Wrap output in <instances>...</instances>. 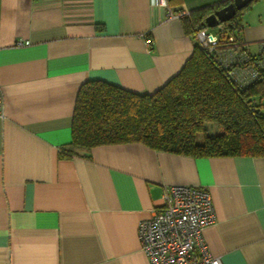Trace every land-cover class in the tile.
<instances>
[{"label": "crops", "instance_id": "crops-1", "mask_svg": "<svg viewBox=\"0 0 264 264\" xmlns=\"http://www.w3.org/2000/svg\"><path fill=\"white\" fill-rule=\"evenodd\" d=\"M223 1L168 0V8L189 13ZM238 23L258 55L264 0ZM195 43L181 17L154 0H0V264H151L138 222L179 184L209 192L214 222L203 237L220 264H264V156L193 157L140 142L59 156L82 83L151 94Z\"/></svg>", "mask_w": 264, "mask_h": 264}, {"label": "trees", "instance_id": "trees-1", "mask_svg": "<svg viewBox=\"0 0 264 264\" xmlns=\"http://www.w3.org/2000/svg\"><path fill=\"white\" fill-rule=\"evenodd\" d=\"M231 1L181 17L184 31L194 35L208 29L206 17ZM243 9L222 23L226 34L239 42L238 17ZM209 122L218 124L221 132L209 135L205 127ZM71 132L60 158L84 155L95 146L130 142L193 157L264 156V69L242 87L219 64L215 53L196 41L179 72L151 94L103 80L82 83L74 102ZM198 134H202L201 142Z\"/></svg>", "mask_w": 264, "mask_h": 264}, {"label": "built area", "instance_id": "built-area-1", "mask_svg": "<svg viewBox=\"0 0 264 264\" xmlns=\"http://www.w3.org/2000/svg\"><path fill=\"white\" fill-rule=\"evenodd\" d=\"M166 9L167 16L183 17L185 11L173 13L168 0H154ZM223 34V35H221ZM196 41L209 52H214L219 64L228 69L238 85L252 83L264 69V43L260 56L252 57L244 42L226 34L222 23L194 34ZM221 36V37H220ZM148 44L151 42L147 40ZM25 44L28 42H24ZM18 44H23L18 41ZM4 93L0 85V116H4ZM161 207L149 218L138 222L137 235L140 249L151 264H220L210 254L203 237L204 229L214 222V210L209 192L190 184L172 185L162 194Z\"/></svg>", "mask_w": 264, "mask_h": 264}, {"label": "water", "instance_id": "water-1", "mask_svg": "<svg viewBox=\"0 0 264 264\" xmlns=\"http://www.w3.org/2000/svg\"><path fill=\"white\" fill-rule=\"evenodd\" d=\"M252 0H232L228 4L218 8L205 19L208 28H213L219 23L229 21L238 10L245 8Z\"/></svg>", "mask_w": 264, "mask_h": 264}, {"label": "rangeland", "instance_id": "rangeland-1", "mask_svg": "<svg viewBox=\"0 0 264 264\" xmlns=\"http://www.w3.org/2000/svg\"><path fill=\"white\" fill-rule=\"evenodd\" d=\"M205 127L209 135H215L221 132V127L214 122L205 123ZM197 141H202V134L197 135Z\"/></svg>", "mask_w": 264, "mask_h": 264}]
</instances>
